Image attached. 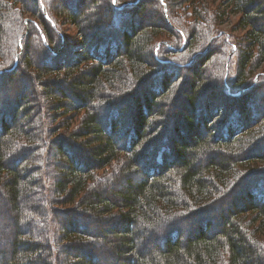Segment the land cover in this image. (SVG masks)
I'll list each match as a JSON object with an SVG mask.
<instances>
[{"label":"trees","instance_id":"16d2710c","mask_svg":"<svg viewBox=\"0 0 264 264\" xmlns=\"http://www.w3.org/2000/svg\"><path fill=\"white\" fill-rule=\"evenodd\" d=\"M153 1L158 16L145 23L140 1L120 9L112 0H67L57 9L43 0L75 25L74 56L52 47L56 34L53 49L43 44L37 58L30 45L14 69L0 70V203L11 232L0 230V242L10 240L0 264H56L60 255L62 264H264V77L254 83L252 74L264 61V0H225L248 27L233 92L223 50L219 70H200L198 61H213L209 50L195 67L155 60L167 30L181 38ZM39 2L0 0V56L13 19L23 9L39 14ZM192 31L186 47L161 45L185 53L196 43ZM216 34L229 55L232 42ZM56 110L64 119L84 112L51 141L42 119L53 122Z\"/></svg>","mask_w":264,"mask_h":264},{"label":"rangeland","instance_id":"374dc122","mask_svg":"<svg viewBox=\"0 0 264 264\" xmlns=\"http://www.w3.org/2000/svg\"><path fill=\"white\" fill-rule=\"evenodd\" d=\"M24 1H25L26 7L30 8L31 5L29 4V0H24ZM40 1H43V0H40ZM56 1L57 0H53L52 4L55 6V8L57 7V9H60L61 4L67 3V0H58L57 2ZM59 1L61 4H59ZM134 1H136V0H132V1L126 0V1L122 2V4H121V0H114V3L112 0V3L115 4L114 5L115 7L121 9L124 6H129L130 4H132L130 2H134ZM139 1L141 2V4H144V6L146 7L145 12L142 15V21H144L145 23H148L152 20H155L153 17L155 16V14H156V16H158V13H157V10L155 9L154 5H153L154 1L153 0H137V2H139ZM162 1L165 4V10H166L164 12V6H162L160 4L162 17L164 19V22L166 24L168 23L169 25H171L172 23L173 24L175 23L177 26L176 29L180 33L179 35H180L181 39H180V41L178 39L175 40L172 32L167 30L165 35L163 37H161L160 39H158V40H163V41H160L158 43V44H160V46H158V44L155 42L157 44V46H155V48H154L155 60H157L159 63L168 62V63H176V64L177 63L190 64L193 62V67H195L196 63H197L196 61H198V59L202 56V51L203 50L204 51L209 50V52L211 53L210 58L211 59L213 58V61H211L210 58H209L210 63L209 62L204 63V60H200V61H198L200 63L199 68H200V70L201 69L204 70L205 67H207L208 69L209 68L211 69V67L213 66V67H215L214 70H216V69L219 70V68H217L218 66L216 64L217 61H214V58H215V56H217L216 53L220 52V54H221V51L223 50L222 55L219 57L218 61L219 60L223 61V65L225 68V74L224 75L227 76L225 79V82H224V86L226 88H228V91H231V92L235 91V89H233V91H232L229 88V83L232 80H234L237 69H238L239 50L237 47L243 48L246 45L245 40H246V33L248 30V27H245L244 25L243 26L240 25L239 21L241 20L242 14L233 11L232 7L225 0H198V2H199L198 7L193 3L192 0H162ZM41 3H40L39 14L38 13L31 14L29 11H26V9H23V13L21 15V18L17 17L16 20L13 19L12 25H9V27H11V30L14 34L10 35L9 37L4 38L5 43L3 42L4 47L2 48V51H1L2 55L0 56V70H3L4 68H6V70H7V68L10 70L14 69L15 67L13 68V66L15 64L16 56L18 55L17 61H16V65H17L20 58H21V55L22 56L25 55L24 49H26V51L28 52V50L31 49V47H32L34 54H36V57L39 58L40 55L38 56V54H40V52H41L40 49L42 47L45 48L43 44L46 43L45 46H47L48 49H53V48H51L49 43H51L52 38L55 37L56 34H57V40L58 41H57V44L55 46H53V43H52V47L55 48V47L59 46L58 44H61L62 46L65 45L63 48H64V50L67 51V54H68L66 58L71 59L72 56H74V55H72L73 54V47L75 46L76 42L79 41V35L76 32L75 25L68 22L63 16L58 15V13L56 11L52 12L51 10H47V8L45 7V5L43 3H42L43 4V9H42ZM155 5H157V3ZM15 7L18 8V7H20V5L19 6L16 5ZM165 15H166L169 22L166 21ZM219 15H222V16H219ZM17 20L19 22H17ZM31 21H33L34 23L30 24ZM45 21H46V23H45ZM39 26L41 28H42V26H44V30H45V34H46V38H44L45 36L43 37L44 42H43L42 37L40 35V34H42L43 29L42 30L39 29ZM191 29L193 30L192 32H193L195 38H197L195 40L196 43L191 48V50H187L185 53L176 54V55L170 54L164 50V48H165L164 45H161L164 43H167L170 46H178L179 49L186 47L189 44L188 33L191 32ZM34 30L35 31L37 30V31L35 32ZM35 33L38 34L39 41H37ZM220 33H222V35L224 34L225 37L229 41L232 42L231 43L232 51L229 55L227 54V52L229 50L228 51L225 50L226 49L225 46L223 45V43H221L222 39H219L221 37L216 38V39H214L212 37L213 35H215V34L219 35ZM42 36H43V34H42ZM222 37H224V36H222ZM32 40H34V42ZM35 40H36V42H35ZM47 40H48V42H47ZM158 40H155V41H158ZM37 42H39V43H37ZM155 43H153V45H152L153 47H154ZM224 44H225V42H224ZM25 45H27L26 48H25ZM30 45H32V46L30 47ZM62 49H60V50H62ZM194 50H198V51H196L194 54H192ZM256 50L257 49L255 48V51ZM31 57L35 59V56H31ZM176 60L178 62H176ZM25 68L26 67L24 66V60L21 59L19 66H18V69L16 70V73L19 74V71H21L22 69L25 70ZM29 71L30 70L28 69L26 72H29ZM221 73H223L222 67H221ZM35 74H37V73H35ZM252 74H253V76H255V82L254 83H257V81L259 80V79L257 80V77H260V76L264 77V61L261 62V65L259 66V68H255V70L252 72ZM192 75L193 74H192L191 69H187L183 73V77L185 78V80L188 83L193 80ZM65 76L66 75H64V78H65ZM46 80H47L46 81L47 83H51V82H53V81H51V80H53V77H46ZM66 80L68 81V79H66ZM67 81H65V83H66L65 85H67V86L66 87L64 86V89H66L68 92V90H69L68 88H70V86H69V83ZM16 83L17 82H15L14 84H16ZM208 84H209V82L207 83V85ZM185 88L188 89L189 87L186 86ZM18 90H19V92H23V90L20 89L19 87H18L17 91ZM28 90H29V86H28V88H26L25 92H27ZM70 90L72 91V89H70ZM49 104L50 103L47 104V107L45 108L46 110H47ZM176 104L179 107V110L185 108V102L181 99L178 100V102ZM76 112L77 113L73 114L72 118H69V119H64V116H59L58 111L56 113L57 115H56L55 120L53 122L49 121V119H47L48 117L46 119L45 118L42 119V120H45V123L47 124V126L51 127L54 130L51 137H50L51 141L55 140L59 137L64 136V132L67 128H69V130H72L76 127V125L79 123V120L81 118L79 116H81V113H83L84 111H81V112L76 111ZM263 141L264 140L262 139V142ZM257 144H259V143H257ZM55 153H56L55 148H53V155L54 156L56 155ZM87 156H88V154H87ZM56 159H57V163L55 165L56 167H58V166L60 167L64 164V160L61 157H57ZM251 162L257 163L260 161H258L257 159H254ZM46 164H49L47 166H48V168H50V173L53 174V167L50 165L48 158H47ZM261 165L263 166L264 164H259L260 167H262ZM43 171H45V173H43L44 174L43 179H44L47 176V172H46V170H43ZM103 171H104V169L100 170L97 175L102 174ZM56 173L58 174L59 172H56ZM46 180H49V179H46ZM1 190H3V189H0V191ZM107 193L110 194V192H107ZM1 196H4V195H1ZM228 196L225 197L224 199H227ZM221 197H223V196H221ZM5 208L6 207L0 203V230L4 231L5 234H7L9 237L11 235V232H9V233L7 232V230H8L7 228L9 225L7 227H6V225H7V222L9 221V220H7V217H9L8 215L10 214V211H7L8 214L6 215ZM221 209L225 210L223 207H221ZM221 209H219V211ZM7 210H9L8 206H7ZM221 213H223V211ZM225 213H226V210L224 211L223 214L225 215ZM23 223H24V221H23ZM216 223H217V221H216ZM189 227H190V225L188 227L183 228L184 231H189ZM90 232H91V234H93L95 236L100 235L98 231H94L92 229H90ZM38 235H42V234H38ZM107 239L110 240L111 237H107ZM38 240H40V239H38ZM9 241L10 240H7V242L6 241L0 242V255L3 254L4 251L6 253L7 250L9 249V247H8L9 244H7ZM65 258L66 257L64 255L58 256L56 264H62V261L65 260ZM47 260L52 262L50 257H48Z\"/></svg>","mask_w":264,"mask_h":264},{"label":"water","instance_id":"95a60500","mask_svg":"<svg viewBox=\"0 0 264 264\" xmlns=\"http://www.w3.org/2000/svg\"><path fill=\"white\" fill-rule=\"evenodd\" d=\"M159 1H160V3L162 4V6H164V12H165V11H166V10H165V4L163 3L162 0H159ZM136 2H137V0H136L135 2H133V4L136 3ZM40 3H41V1H40ZM113 3H114V0H113ZM41 6H42V8H43V4H42V3H41ZM165 18H166V21L169 22L168 19H167V17H166V15H165ZM31 22L34 23L33 21H31ZM37 28H38V27H37ZM41 37H42V40H43V42H44V38H43L42 34H41ZM164 45H166L168 48H170V49H172V50H175L174 48H172V47H171L169 44H167V43H164ZM158 46H159V44H158ZM180 49H181V48H180ZM204 52H206V50H205ZM204 52H203V53H204ZM17 57H18V55L16 56V60H15V64H14L13 68L16 66ZM164 63H168V62H164ZM246 89H247V88L241 90V91L238 92L237 94H239V93L245 91Z\"/></svg>","mask_w":264,"mask_h":264}]
</instances>
